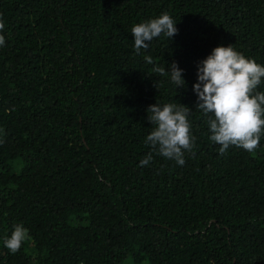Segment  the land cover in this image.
<instances>
[{
  "label": "trees",
  "instance_id": "16d2710c",
  "mask_svg": "<svg viewBox=\"0 0 264 264\" xmlns=\"http://www.w3.org/2000/svg\"><path fill=\"white\" fill-rule=\"evenodd\" d=\"M164 12L177 34L137 55ZM0 20V264H264V136L221 155L193 91L217 46L264 65V0H0ZM157 100L192 110L182 166L144 143Z\"/></svg>",
  "mask_w": 264,
  "mask_h": 264
},
{
  "label": "clouds",
  "instance_id": "9594fccd",
  "mask_svg": "<svg viewBox=\"0 0 264 264\" xmlns=\"http://www.w3.org/2000/svg\"><path fill=\"white\" fill-rule=\"evenodd\" d=\"M177 22L167 12L146 22L135 24L131 33L137 55L147 51L150 42L161 35L172 38L177 34ZM5 25L0 20V33ZM5 37L0 34V46ZM148 65H153L151 74L168 77L176 89L185 86L183 69L176 62L165 68L154 62L151 55H145ZM151 74H148L151 76ZM198 81L193 85L197 94L196 109L207 117L209 139L220 145L221 155L235 146L248 152L260 147L264 136V92L257 91L264 83V65L248 58L231 45L217 46L199 65ZM159 89L158 81L155 82ZM192 110L182 103H157L147 109V119L153 126L145 138V145L156 154L178 165L185 163V152L194 155L195 138L191 133L189 114ZM153 159L149 152L141 166ZM28 238V229L22 224L14 227L11 235L4 239V246L13 254L18 252Z\"/></svg>",
  "mask_w": 264,
  "mask_h": 264
}]
</instances>
